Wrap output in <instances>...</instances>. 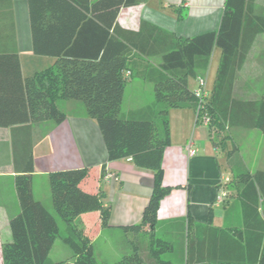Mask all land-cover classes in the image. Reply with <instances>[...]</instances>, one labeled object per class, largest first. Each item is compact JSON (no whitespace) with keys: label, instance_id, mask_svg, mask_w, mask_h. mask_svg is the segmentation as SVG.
<instances>
[{"label":"trees","instance_id":"trees-1","mask_svg":"<svg viewBox=\"0 0 264 264\" xmlns=\"http://www.w3.org/2000/svg\"><path fill=\"white\" fill-rule=\"evenodd\" d=\"M148 1H32L34 51L56 57V66L26 79V106L19 122L0 120V125L60 123L67 116L58 101L81 99L88 116L100 127L108 159L130 158L136 166L154 172L142 222L124 227L130 233L132 252L114 264H171L165 255L172 250V242L157 233L161 201L174 188L164 184V153L171 142L169 109L197 107L190 79L209 68L215 49H220V62L205 110L211 120L210 134L233 126L264 133V90L256 91L241 74L256 36L264 33V15L255 13L256 0H226L218 30L192 37L178 36L146 20L139 30L118 23L122 8ZM157 56L162 59L156 65L151 59ZM132 77L153 83L156 101L124 111L123 98ZM17 167L21 210L10 220L12 239L2 246L4 264H108L98 261L91 239L76 222L80 214L99 210L102 226H109L111 206L103 204L101 194L80 186L89 170L49 174L54 208L66 223L62 233L58 216L34 196L33 154L25 155ZM236 181L244 227L227 230L197 224L196 238L187 240V264H264V170L240 172ZM58 238L70 246L72 256L52 262L50 252Z\"/></svg>","mask_w":264,"mask_h":264},{"label":"crops","instance_id":"crops-1","mask_svg":"<svg viewBox=\"0 0 264 264\" xmlns=\"http://www.w3.org/2000/svg\"><path fill=\"white\" fill-rule=\"evenodd\" d=\"M32 1L40 3L39 0H0V120L21 119L20 113H24L26 106V79L38 70L55 65L57 60L52 55L34 51ZM225 2L149 0L122 8L118 23L123 28L139 30L142 21L146 20L178 36L192 37L218 30ZM34 7L35 13H38V7ZM178 9L182 19H179ZM255 13L264 15V0L255 1ZM261 34L256 36L241 69L242 76L258 92L264 90V81H256L258 76L255 74L264 73V65L256 59L258 54L254 49L263 37ZM60 37L63 36H56ZM217 51L215 49L214 53ZM214 53L209 68L200 72V76L207 80L208 89L213 87L214 72L217 73L219 62ZM161 59L162 56L153 57L151 62L157 65ZM197 86L198 77L191 78L190 87L195 90ZM147 88L154 93L153 83L132 77L126 86L122 109L128 111L144 107L124 108V102L128 89L134 90L137 95ZM58 106L67 116L60 123L46 120L0 125V264H4L3 243L12 239L10 220L21 210L15 185V176L20 170L17 166L30 152L34 158V196L56 214L49 174L74 168L89 170L80 186L88 192L101 194L103 204L111 206L109 226H102L99 210L80 214L76 222L91 239L94 252L96 244L100 243L101 256L109 255L114 247L109 237L102 240L107 231H123L131 244L130 233L124 227L140 224L149 203L154 188V172L136 166L130 158L108 159L100 127L88 116L83 100L64 98L58 101ZM169 119L172 132L171 142L164 153V184L174 188L161 201L157 233L172 242V250L165 255L170 260L172 258L171 264H187V240L188 237L196 238L197 224L227 230L244 227L236 175L247 170L252 173L264 170V133L258 128L233 126L227 128L225 140L224 132H217L219 135L216 138V135L210 134L208 125L197 122L194 106L170 108ZM191 139L197 150L192 156L187 149ZM110 173L116 179H111L108 176ZM224 190L226 196L222 195ZM55 247L56 242L50 257ZM120 254L114 253L117 257Z\"/></svg>","mask_w":264,"mask_h":264},{"label":"rangeland","instance_id":"rangeland-1","mask_svg":"<svg viewBox=\"0 0 264 264\" xmlns=\"http://www.w3.org/2000/svg\"><path fill=\"white\" fill-rule=\"evenodd\" d=\"M261 36H263V37H261L257 41L254 51H255V53L258 54L256 56V59L260 60L263 63V65H264V33H262ZM217 50H218L217 53H214V54H217V58L219 59V62H220L221 52H220V49H217ZM214 56L215 55H213V58H214ZM219 62H218V65H219ZM253 74H255V73L253 72ZM255 75L258 76L256 78V81H258V80H259V82H262V80L264 81V73H256ZM215 76H216V72H214V77ZM212 88H209V89L212 90ZM139 92H142V93H137V95H136L134 90L128 89L127 97H126V100L124 102V108H128V107H134L135 108L137 106L138 107L147 106V105H151L152 103H154L156 101L155 94L153 93L152 89L147 88V89H145L143 91H139ZM193 130H191V132H193ZM170 132H172L171 126H170ZM214 132H217V131L215 130ZM226 134H227V130L224 131L223 136H225ZM214 135H216V138H218L219 134L218 133H214ZM255 147H257V146H255ZM221 159L223 161L224 158L222 157ZM262 160H264V159H262ZM230 173L233 174V172H230ZM56 216H58L57 217L58 218V222H59L61 231L63 233L64 230H65L66 223L64 222V220L58 214H56ZM78 224H79V222H78ZM108 237L112 240L114 247L112 248V250L109 249L110 250L109 251L110 252L109 255L101 256L100 251H99L100 243L98 242L96 244V249H95L96 258L98 259V261H100V262L104 261V262H107L109 264H114L116 261L121 259L122 256L132 252V245L128 242V240L126 238V235H125V233L123 231H119V232L107 231V233H104V235L102 237V240H104L105 238H108ZM116 252L121 253V254L117 257L116 255H114V253H116ZM52 254L53 255L50 257V260L52 262L53 261H58V260L62 261V259L63 260L68 259L67 258L68 255H72V250H71V248H70V246L68 244H66L61 238H58L57 241H56V247H55V249H54ZM168 259H170V258H168ZM171 260H172V258H171ZM174 260H175V262L177 261V259H174ZM144 264H148V263L145 262ZM176 264H177V262H176Z\"/></svg>","mask_w":264,"mask_h":264},{"label":"built area","instance_id":"built-area-1","mask_svg":"<svg viewBox=\"0 0 264 264\" xmlns=\"http://www.w3.org/2000/svg\"><path fill=\"white\" fill-rule=\"evenodd\" d=\"M196 97H197V107H196V112H197V122L198 123H203L209 126L211 120L210 116L206 110V105L210 96V90L208 89L207 86V80L205 77L200 76L198 77V86L194 90ZM188 153L190 156L196 154L197 150L193 147V139H191L188 142L187 145ZM111 179H116V176L114 174H109L108 175ZM227 182L230 181L229 178L226 179ZM223 196H226L227 193L225 190L222 192Z\"/></svg>","mask_w":264,"mask_h":264}]
</instances>
